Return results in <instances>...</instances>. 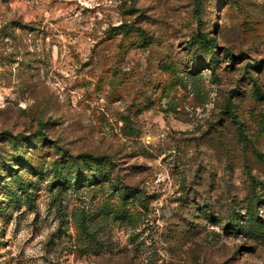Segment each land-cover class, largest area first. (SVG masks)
Returning <instances> with one entry per match:
<instances>
[{
    "label": "rangeland",
    "instance_id": "1",
    "mask_svg": "<svg viewBox=\"0 0 264 264\" xmlns=\"http://www.w3.org/2000/svg\"><path fill=\"white\" fill-rule=\"evenodd\" d=\"M0 172V264H264V0H0Z\"/></svg>",
    "mask_w": 264,
    "mask_h": 264
},
{
    "label": "trees",
    "instance_id": "2",
    "mask_svg": "<svg viewBox=\"0 0 264 264\" xmlns=\"http://www.w3.org/2000/svg\"><path fill=\"white\" fill-rule=\"evenodd\" d=\"M201 1L202 0H195V4L197 6H200ZM197 40H198V44H201L207 48L214 47L215 43H216L215 38H212V39L209 38L208 39L207 36L205 34H202V33H198ZM254 86H255L256 93L258 95H263V92L260 90V88L257 86V84H255ZM44 128H45L44 124L39 125L38 132L40 133L41 137L46 139V133L43 132ZM16 137L17 136H12L10 139H16L17 140ZM63 158H64L63 163H67V162L71 161L72 164L78 169H82L84 167H85V169H87V168L92 169L93 163L95 161H97L100 157L93 155L91 153H85V154L81 155L79 158L74 157V156H71L70 158H67V157H63ZM52 168L55 171L56 177L61 178L62 171H61V168L59 167V163L57 160L52 162ZM1 173L2 172H0V174ZM102 178H104V176ZM98 180H101V178ZM112 185H113V187H117V184H115V183H113ZM124 196H127V194L124 193Z\"/></svg>",
    "mask_w": 264,
    "mask_h": 264
}]
</instances>
